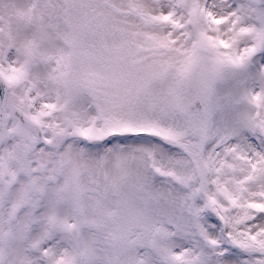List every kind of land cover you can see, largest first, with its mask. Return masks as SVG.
<instances>
[{
    "label": "snow or ice",
    "instance_id": "1",
    "mask_svg": "<svg viewBox=\"0 0 264 264\" xmlns=\"http://www.w3.org/2000/svg\"><path fill=\"white\" fill-rule=\"evenodd\" d=\"M0 264H264V0H0Z\"/></svg>",
    "mask_w": 264,
    "mask_h": 264
}]
</instances>
